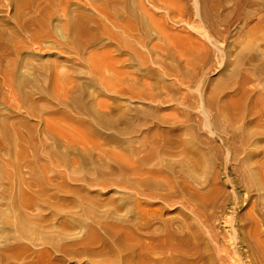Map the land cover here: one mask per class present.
I'll return each mask as SVG.
<instances>
[{
  "label": "rangeland",
  "instance_id": "obj_1",
  "mask_svg": "<svg viewBox=\"0 0 264 264\" xmlns=\"http://www.w3.org/2000/svg\"><path fill=\"white\" fill-rule=\"evenodd\" d=\"M0 264H264V0H0Z\"/></svg>",
  "mask_w": 264,
  "mask_h": 264
},
{
  "label": "bare ground",
  "instance_id": "obj_2",
  "mask_svg": "<svg viewBox=\"0 0 264 264\" xmlns=\"http://www.w3.org/2000/svg\"><path fill=\"white\" fill-rule=\"evenodd\" d=\"M30 0H9V2L12 4V6L15 8V10H20L25 4H28ZM55 1H62V0H55ZM99 13H101V15L99 16V21L102 23L104 22L105 27H107L106 29H104L108 35L111 37V39H114L118 42H122L123 41V35L125 38H127L126 36V29L125 26H121L119 24H116L114 21H116L117 19L113 16V18L111 17V13L108 12V9L106 8V6L104 7H100L98 8ZM45 15V12L42 14V18L40 20L37 21V27L38 28H43L45 23L42 20L43 17ZM82 21H76L74 22L73 20H69L66 24V27L68 29L70 28H75L76 26H80L81 28H83V26L81 25ZM124 28V29H123ZM123 34V35H122ZM121 45V44H120ZM99 59V58H97ZM244 111H247V109L245 108V105H243L240 101H236L235 99H230L228 102L223 103L220 105L219 108V113L221 115H228L231 114L232 112H235L236 114H242ZM251 130H248V132H250ZM259 147V144H257L256 148ZM259 157L257 156V154H252L249 158L247 163H249V165H251V171H253L255 168L253 167V164L255 163V161L258 159ZM254 178H256V175L254 176Z\"/></svg>",
  "mask_w": 264,
  "mask_h": 264
}]
</instances>
